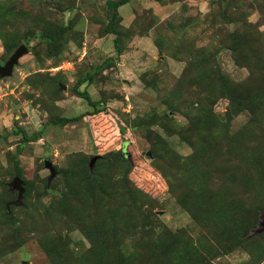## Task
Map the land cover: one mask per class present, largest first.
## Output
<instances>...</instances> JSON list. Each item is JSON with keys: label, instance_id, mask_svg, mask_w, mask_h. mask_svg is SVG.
<instances>
[{"label": "rangeland", "instance_id": "1", "mask_svg": "<svg viewBox=\"0 0 264 264\" xmlns=\"http://www.w3.org/2000/svg\"><path fill=\"white\" fill-rule=\"evenodd\" d=\"M117 11L118 57L106 0H0V134L35 135L0 138V264H264V0Z\"/></svg>", "mask_w": 264, "mask_h": 264}, {"label": "trees", "instance_id": "2", "mask_svg": "<svg viewBox=\"0 0 264 264\" xmlns=\"http://www.w3.org/2000/svg\"><path fill=\"white\" fill-rule=\"evenodd\" d=\"M128 1L130 0H118V1H114V0H106V5L108 7L111 8V17L107 23V25L105 26V28L107 29L108 32L110 33H114L115 34V38H114V46H115V53H116V57H118L120 54H121V47H120V40H119V35L117 32L113 31L111 29V24L115 21V19L117 18L118 16V7L127 3ZM156 1H160V0H156ZM61 30H62V27H59L54 34H48V33H42L40 34V38L42 40H45L46 42H54L61 34ZM22 43V42H20ZM19 44V43H18ZM18 44H14L11 46V48H15ZM26 45V44H25ZM112 62H114V59L113 58H107L103 64L100 66V68H103L104 66H107V65H110L112 64ZM93 76L92 73L88 74V78H91ZM79 96H81L82 98H84L87 103L92 106L94 108V111H99L98 108H97V105H98V101H95V100H92V98L90 97L89 93L87 91H78L77 92ZM78 119V117H71V118H67V117H62V118H59L58 120H56V124H65V123H68V122H71V121H74ZM118 127V131H119V134L121 136V139L123 141V143L125 144L126 143V140H125V133H126V128L125 126H123L122 124H118L117 125ZM21 134V141L22 143H25L29 140H32L33 138H35V135H28L26 132H25V129H23L22 127H18L17 130H11V131H8L6 132L5 134H0V138L1 137H6L8 135H11V134ZM19 149V148H18ZM19 151V150H17ZM127 152V151H126ZM14 158V162H15V165H16V168H17V175L18 177L21 178L22 176V168L20 167V161H19V157H18V153L16 152L13 156ZM95 164V163H94ZM89 166V165H88ZM94 166V165H93ZM94 176H97L96 175V172L95 173H92ZM23 179V178H22ZM129 180V179H128ZM24 181V180H23ZM24 187V186H23ZM12 191V190H11ZM15 192V191H13ZM232 221L234 222H238L237 219L235 218H231ZM243 226V225H242ZM241 227V226H240ZM240 227H238V229H240ZM245 232L248 231V228L244 230Z\"/></svg>", "mask_w": 264, "mask_h": 264}, {"label": "water", "instance_id": "3", "mask_svg": "<svg viewBox=\"0 0 264 264\" xmlns=\"http://www.w3.org/2000/svg\"><path fill=\"white\" fill-rule=\"evenodd\" d=\"M28 51L27 46L24 43H19L9 54V56L6 58L5 61L0 63V78L4 76H9L11 75L13 71V67L15 64L18 63V60L21 56H23L26 52ZM98 158V155H92L89 160V168L92 169L93 165ZM44 165L48 167L51 171V176L54 174V169L53 166L51 165V162L49 160H45ZM24 181L22 178L15 176L12 181L9 183L10 189L12 191L17 192V196L15 201L13 202L14 204H20L21 199H22V194L24 192V187H23ZM259 232L264 231V218L261 220V227L258 228ZM24 264H28L26 261H24Z\"/></svg>", "mask_w": 264, "mask_h": 264}]
</instances>
